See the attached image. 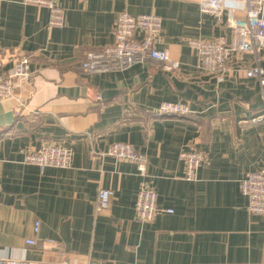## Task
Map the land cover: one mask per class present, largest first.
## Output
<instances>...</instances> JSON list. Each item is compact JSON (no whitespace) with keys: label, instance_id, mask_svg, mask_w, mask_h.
Returning a JSON list of instances; mask_svg holds the SVG:
<instances>
[{"label":"crops","instance_id":"1","mask_svg":"<svg viewBox=\"0 0 264 264\" xmlns=\"http://www.w3.org/2000/svg\"><path fill=\"white\" fill-rule=\"evenodd\" d=\"M1 2L4 67L28 56L31 74L17 80L15 97L0 100V256L32 264H264V215L248 211L240 187L264 167V120L252 122L264 114V86L246 74L264 67V47L234 52L222 78L202 67L189 40L230 41L231 28L226 14L203 12L199 0H58L61 27L50 26L46 7ZM227 3L243 16L242 0ZM121 11L161 16L156 46L180 62L175 72L155 61L80 70L89 50L115 41ZM163 101L185 102L192 113L159 114ZM116 141L147 155L146 174L105 154ZM54 142L71 148L68 167L25 162L26 152ZM191 148L206 156L196 180L184 177L180 158ZM142 184L157 193L152 222L136 216ZM100 188L113 190L103 210Z\"/></svg>","mask_w":264,"mask_h":264},{"label":"built area","instance_id":"2","mask_svg":"<svg viewBox=\"0 0 264 264\" xmlns=\"http://www.w3.org/2000/svg\"><path fill=\"white\" fill-rule=\"evenodd\" d=\"M26 4L49 9V24L51 27H61L65 23L64 9L58 0H23ZM0 0V17H1ZM203 12L213 14L222 20L227 15V25L231 28L232 37L227 41L224 36L211 39L192 38L189 40L191 47L195 48L201 58L202 67L207 71L216 73L222 78L229 69V59L234 52L257 53L264 47V0H242L243 16L235 15V7L227 3V0H199ZM162 28V18L156 13L131 14L121 11L114 26L115 41L100 50H89L79 68L87 72H104L125 69L135 63L155 61L169 72H175L180 65L173 59L166 49L156 46ZM137 32L142 36L138 37ZM30 71V58L21 56L12 68L4 67V57L0 45V100L15 97L17 80L28 78ZM246 74L256 77L264 86V67L257 64L246 69ZM20 101V96L16 97ZM20 106V105H19ZM162 115L188 116L192 113L188 104L182 101H163L158 108ZM264 120V114L252 118V122ZM105 154H109L118 160L134 162L140 174L147 171V155L134 148L129 142H113ZM205 154L197 148H191L180 152V158L184 163V177L187 180H196L198 168L205 162ZM25 162L38 165L41 169L48 166L66 168L72 161V150L61 142L43 144L40 147L28 151L24 157ZM0 183V191H1ZM242 193L248 198V211L252 214L264 215V167L248 172L240 182ZM113 195L110 188H100L96 201V209L103 210L108 207ZM136 216L144 222L154 221L160 210L157 205L156 191L142 184L135 199ZM166 211L171 212L168 208ZM41 222L36 220L34 232L40 230ZM53 242V240H50ZM28 244H34L33 238L26 240ZM66 260L60 263L67 264ZM0 264H32L24 258H11L0 256ZM83 264H96L88 261Z\"/></svg>","mask_w":264,"mask_h":264},{"label":"trees","instance_id":"3","mask_svg":"<svg viewBox=\"0 0 264 264\" xmlns=\"http://www.w3.org/2000/svg\"><path fill=\"white\" fill-rule=\"evenodd\" d=\"M181 117H183V118H188V117H189V115H188V116H181Z\"/></svg>","mask_w":264,"mask_h":264}]
</instances>
